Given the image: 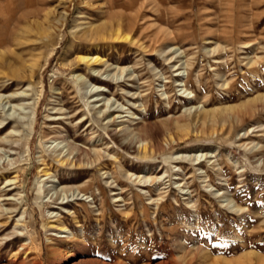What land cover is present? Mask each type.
<instances>
[{
  "label": "rangeland",
  "instance_id": "rangeland-1",
  "mask_svg": "<svg viewBox=\"0 0 264 264\" xmlns=\"http://www.w3.org/2000/svg\"><path fill=\"white\" fill-rule=\"evenodd\" d=\"M0 264H264V0H0Z\"/></svg>",
  "mask_w": 264,
  "mask_h": 264
},
{
  "label": "bare ground",
  "instance_id": "bare-ground-1",
  "mask_svg": "<svg viewBox=\"0 0 264 264\" xmlns=\"http://www.w3.org/2000/svg\"><path fill=\"white\" fill-rule=\"evenodd\" d=\"M88 32H86V34H87ZM115 36H117V35H115ZM112 37V36H111ZM85 38H86V36H85ZM114 38V37H113ZM105 39V34H104V32L102 31V30H100V29H94V30H92L91 32H90V34H88L87 35V38L85 39L86 41H91V40H94V41H102V40H104ZM117 39V38H116ZM115 40V39H114ZM79 61L81 62V63H85L86 65H93V64H99L100 62H101V60H100V58L98 57V56H95V57H81V58H79ZM101 64V63H100ZM95 92V94H103V90H101L100 88L98 89V90H95L94 91ZM93 92V93H94ZM90 93H92V91L90 92ZM98 97V96H97ZM98 102V101H97ZM105 107V106H104ZM106 110V109H105ZM110 110V109H109ZM105 112V111H104ZM103 111H98V114H103L104 113ZM120 118V117H119ZM119 132V131H118ZM118 132H115V133H117V134H119ZM125 131H123L122 133H124ZM128 132H131V131H128ZM127 131H126V133L124 134L125 135V137L127 136H130L131 134H129ZM134 132V131H133ZM121 136V135H120ZM131 138L133 139H135V141H136V143H137V149H138V151H141L142 152V154L144 153V155H146L145 153L147 152V154H148V150H150L151 149V147H150V144H149V142H148V140H147V138H144V137H140V135H139V133H136V134H132V136H131ZM133 139V140H134ZM62 143V142H61ZM61 143H58V144H61ZM135 143V144H136ZM133 146V145H132ZM58 148V147H57ZM63 148H66V152L68 153L65 157H62V158H66L65 159V161H66V163H68L67 161H69V156L70 155H72L73 154V152L76 150V148L75 147H73V146H71V145H69V144H66L65 146H63ZM62 151H63V149H61V153L60 154H62ZM58 162V161H57ZM74 163H76V161H74ZM9 183V182H8Z\"/></svg>",
  "mask_w": 264,
  "mask_h": 264
}]
</instances>
